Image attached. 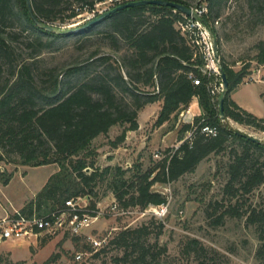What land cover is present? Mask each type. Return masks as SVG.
I'll return each instance as SVG.
<instances>
[{"label": "trees", "instance_id": "16d2710c", "mask_svg": "<svg viewBox=\"0 0 264 264\" xmlns=\"http://www.w3.org/2000/svg\"><path fill=\"white\" fill-rule=\"evenodd\" d=\"M107 1L31 0L38 19L58 27L70 24L82 13H95L96 4ZM166 1L206 9L202 19L216 41L221 72L229 85L223 101L224 120L220 116L222 92L215 96L210 93V79L201 70L203 56L177 28L183 16L174 8L156 4L129 7L80 32L59 35L36 26L26 0H0V162L14 155L23 166L57 167L36 196L19 210L28 217L54 220L68 211L66 202L70 200L86 199L87 209L95 215L100 187L112 194L123 211L164 205L168 197L155 191V184L176 182L194 173L212 155H225L227 181L223 194L229 198L228 203L210 201L205 207L206 218L219 226L226 217H245L259 241L256 257L264 262V208L244 211L242 207L243 195L264 184V145L238 134L228 124L230 119L258 130L264 127V117H256L232 98L236 88L252 74L253 62L264 67V38L254 44L253 57L235 69L221 55L222 38L216 27L230 0ZM245 4L249 20L264 28V0H246ZM22 32L33 36L26 43L33 51L28 57L18 48ZM94 34L102 35L119 54L118 59L95 49L84 60L76 59L68 66L39 68L37 57L45 50H59L58 40L75 36L85 40ZM193 78L200 84L195 85ZM194 99L200 115L193 123L181 126L180 145L166 150L159 162L147 169L141 163L127 169L98 164L94 140L99 136L107 135L114 126L122 127L120 135L110 142L117 148L128 131L139 128L138 113L146 105L162 101L155 121V126H162L188 109ZM205 123L217 128L216 136L206 137L200 132ZM190 133L193 135L188 138ZM11 178L0 167L3 185H8ZM162 228L160 222L156 239ZM153 232L150 223L117 232L108 242L119 250L113 261L169 264L161 260L167 248L151 242ZM100 252L93 256L98 257ZM184 252L193 257L194 264H211L207 249L196 239H189Z\"/></svg>", "mask_w": 264, "mask_h": 264}, {"label": "rangeland", "instance_id": "374dc122", "mask_svg": "<svg viewBox=\"0 0 264 264\" xmlns=\"http://www.w3.org/2000/svg\"><path fill=\"white\" fill-rule=\"evenodd\" d=\"M115 1L98 3L95 13H82L70 24L59 28L65 30L83 25L122 4V0ZM245 1L230 0L220 23L216 25L222 38L221 55L227 62L234 64L235 69L241 68L253 57L254 44L264 38V28L249 20ZM94 35L85 40L79 36L58 40L56 45L60 46L59 50H45L37 57L39 68L68 66L76 59L84 60L95 49H101L100 53L118 59L119 54L108 46L102 35ZM31 38L33 36L29 32H22L19 36L18 48L24 53V57L33 52L26 46ZM251 68L252 74L236 88L232 97L250 113L264 115V67L253 62ZM214 82L216 83V78ZM161 105L162 101H157L143 107L138 113L139 128L128 131L125 141L117 148H113L110 142L120 135V126H114L107 135L95 139L94 146L99 154L98 164L101 167L120 165L127 169L141 163L147 169L159 162L166 155V150L176 149L181 143L178 141L181 126L200 115L201 110L197 99H194L188 109L182 110L176 119L171 118L162 126H155ZM228 124L230 128L251 136L264 145L261 130L240 125L230 119ZM17 161L18 158L13 155L6 156L0 162L1 170L12 175L8 185H3L0 181V215H4L6 211H19L57 171L55 165L29 167L20 165ZM226 162L225 155H212L194 173L185 174L178 181L167 185L155 184L153 189L168 197V211L162 218L156 217L150 207L145 211L129 209L124 211L125 214H118L111 209L115 203L112 194L105 187H100L97 219L90 227L73 235L63 225L55 231L0 241V264H43L46 261L49 264H116L113 258L119 255V250L115 246H108V242L117 232L145 223H150L154 231L151 242L167 248V252L161 256V260L166 263L194 264L193 257L184 252V247L189 239H196L207 249L206 258L211 264H264L256 257L259 241L255 228L246 224L245 217H226L219 226H214L206 218L205 207L210 201H221L225 205L228 203L229 198L223 194L227 181ZM242 203L244 211L254 207L264 208V184L250 194L243 195ZM87 205L89 203L86 199L78 201L80 208ZM160 222L163 228L156 239ZM90 238L102 240V245L94 248ZM103 248L106 251L100 252ZM96 252H100L98 257L93 256ZM76 253L83 254L82 260H76Z\"/></svg>", "mask_w": 264, "mask_h": 264}, {"label": "built area", "instance_id": "2783aa9c", "mask_svg": "<svg viewBox=\"0 0 264 264\" xmlns=\"http://www.w3.org/2000/svg\"><path fill=\"white\" fill-rule=\"evenodd\" d=\"M197 11L200 17L206 12L205 7L192 8ZM183 20L177 23V28L181 33L187 37V39L197 47L198 52L203 56L205 61L204 67L201 69L204 74L210 79L209 88L212 95L221 93L223 91V82L221 79V65L220 59L215 57V45L214 37L209 29H207L201 22L193 20L182 14ZM218 52V48H217ZM219 56V55H218ZM216 78V83L214 79ZM195 85L200 84V80L193 78ZM183 115V114H182ZM194 120V119H193ZM193 120L186 123H193ZM195 128V127H194ZM194 130H197L196 128ZM200 132L206 137H214L217 135L218 130L215 126L210 124H204L200 127ZM261 134L264 136V127L261 129ZM193 133L188 134V138L192 137ZM79 201V200H78ZM78 201L70 200L66 202L68 211L61 213L54 220L49 217H42L38 215H32L30 217L22 215L19 211H13L4 215H0V241L8 239L25 238L28 235H36L39 232H49L66 226L73 235L79 234L83 229L90 227L91 223L97 219V213L95 215L87 207L80 208ZM152 213L162 218L168 211V201L164 205L150 207ZM111 209L118 214H125L123 210L118 208L117 203H113ZM94 248H98L102 245V240L89 239ZM83 254L76 253V260H82Z\"/></svg>", "mask_w": 264, "mask_h": 264}, {"label": "water", "instance_id": "95a60500", "mask_svg": "<svg viewBox=\"0 0 264 264\" xmlns=\"http://www.w3.org/2000/svg\"><path fill=\"white\" fill-rule=\"evenodd\" d=\"M148 4H156V5H161V6H170L172 8H174L175 10L179 11L180 13L191 17L193 20H196L198 22H201L207 29H209L208 25L203 21L202 17L199 16V14L197 13V11L193 10L190 7H187L185 5L182 4H178V3H173L170 1H166V0H136V1H129L123 4H120L102 14H100L99 16L87 21L85 24L77 26V27H71L69 29H61L59 27L53 26V25H49L46 24L44 22H42L40 19H38V17L35 15L34 13V9L32 6V2L31 0H26V5H27V10L28 13L31 17V19L33 20V22L36 24L37 27L50 32V33H56L59 35H65V34H72V33H76V32H80L92 25H95L97 23H100L102 20H104L105 18H107L108 16H110L111 14L129 8V7H134V6H140V5H148ZM211 32V31H210ZM214 45H215V57L218 59V52H217V44L215 39L213 40ZM221 79L223 82V91H222V96L220 99V116L221 119L224 120V110H223V101H224V95L227 93L228 91V81L226 78V75L221 72ZM238 134L244 135L240 132L237 131ZM247 138H250L258 143H260L259 140L252 138L251 136H247L245 135Z\"/></svg>", "mask_w": 264, "mask_h": 264}, {"label": "crops", "instance_id": "0c3cea01", "mask_svg": "<svg viewBox=\"0 0 264 264\" xmlns=\"http://www.w3.org/2000/svg\"><path fill=\"white\" fill-rule=\"evenodd\" d=\"M233 98V97H232ZM233 100L240 106V107H242L243 109H245L246 111H248V112H250L249 110H247L246 108H244L243 106H241L234 98H233ZM252 113V112H251ZM253 114V113H252ZM253 115H255L256 117H258V118H263L264 117V115H256V114H253Z\"/></svg>", "mask_w": 264, "mask_h": 264}]
</instances>
